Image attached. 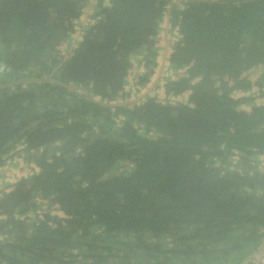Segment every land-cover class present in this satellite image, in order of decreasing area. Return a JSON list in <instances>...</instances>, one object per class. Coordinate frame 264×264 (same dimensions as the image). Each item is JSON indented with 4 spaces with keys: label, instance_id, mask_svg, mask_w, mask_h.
Segmentation results:
<instances>
[{
    "label": "trees",
    "instance_id": "1",
    "mask_svg": "<svg viewBox=\"0 0 264 264\" xmlns=\"http://www.w3.org/2000/svg\"><path fill=\"white\" fill-rule=\"evenodd\" d=\"M44 77L86 92L0 89V168H36L0 195V264L264 250V0H0V85Z\"/></svg>",
    "mask_w": 264,
    "mask_h": 264
},
{
    "label": "rangeland",
    "instance_id": "2",
    "mask_svg": "<svg viewBox=\"0 0 264 264\" xmlns=\"http://www.w3.org/2000/svg\"><path fill=\"white\" fill-rule=\"evenodd\" d=\"M90 20V19H89ZM89 20H87L86 22H89ZM162 37H164L162 35ZM171 38H173V40H176V36L175 35H171L169 36V42L172 41ZM160 47H163L162 42L160 43ZM163 53V49L159 50V54ZM160 54V55H161ZM160 59V57H159ZM134 71L136 70L137 74H138V69L134 68ZM163 76H169L171 74H173V72L170 71L169 67H164L163 71ZM158 74H155V76L153 77L152 82L156 81L157 82V76ZM132 82H134V79H131V84ZM136 83V80H135ZM163 88V82L161 81L159 89ZM136 89V85L133 89H130V96L134 97V90ZM133 95V96H132ZM157 95L159 96V94L157 93ZM17 152V151H16ZM16 155V153H15ZM29 155L26 153H21L16 155V157H13L11 159H8L7 162L0 168V195L2 194V192L4 190H8L11 184L17 182L18 180L22 179V178H27L31 175L34 174V172H36V168L34 163L28 159ZM248 264H251V262H249Z\"/></svg>",
    "mask_w": 264,
    "mask_h": 264
},
{
    "label": "water",
    "instance_id": "3",
    "mask_svg": "<svg viewBox=\"0 0 264 264\" xmlns=\"http://www.w3.org/2000/svg\"><path fill=\"white\" fill-rule=\"evenodd\" d=\"M30 82H54V83L60 84L61 86L67 88L69 91H84V92H86V90H84L82 88H78V87H76L74 85H69V84L62 83V82H60V81H58L56 79H53L52 77L21 79V80L16 81V82L8 83V84H5V85H0V89L7 88V87H10V86H14V85H17V84H24V83H30ZM92 99H94V98L92 97ZM251 259L254 260V257L248 258L247 261L249 262Z\"/></svg>",
    "mask_w": 264,
    "mask_h": 264
},
{
    "label": "flooded vegetation",
    "instance_id": "4",
    "mask_svg": "<svg viewBox=\"0 0 264 264\" xmlns=\"http://www.w3.org/2000/svg\"><path fill=\"white\" fill-rule=\"evenodd\" d=\"M135 66H136V68H137V65H136V64H135ZM137 69L139 70V71H138V74H141L143 69H139V68H137ZM133 72H134V70H132V74H133V75H132V77L130 78V82H129L128 87H127V89H126L128 92L130 91V89H133V88L135 87V83H134V82H132V84H131V79L133 78L134 81H135L136 76H137L138 74H137L136 71H135L134 73H133ZM136 89H137V86H136ZM136 89L134 90V93H135ZM129 93H130V92H129ZM137 94H138V93H137ZM132 96H133V95H132ZM134 97H135V94H134ZM130 98L132 99V101H134V100L136 99V98H133V97H131V96H130ZM111 105L118 107V106H117V101L111 103ZM8 187H9V186H8ZM4 191H7V190H4ZM4 191H3V192H4ZM3 192H2V193H3Z\"/></svg>",
    "mask_w": 264,
    "mask_h": 264
},
{
    "label": "built area",
    "instance_id": "5",
    "mask_svg": "<svg viewBox=\"0 0 264 264\" xmlns=\"http://www.w3.org/2000/svg\"><path fill=\"white\" fill-rule=\"evenodd\" d=\"M253 264H264V254L263 255H259Z\"/></svg>",
    "mask_w": 264,
    "mask_h": 264
},
{
    "label": "clouds",
    "instance_id": "6",
    "mask_svg": "<svg viewBox=\"0 0 264 264\" xmlns=\"http://www.w3.org/2000/svg\"><path fill=\"white\" fill-rule=\"evenodd\" d=\"M264 254V250H262L261 252L260 251H258V252H256L255 254H253L251 257H254V260H250L249 262H251V264H253L254 263V261H255V259L259 256V255H263ZM248 262V263H249Z\"/></svg>",
    "mask_w": 264,
    "mask_h": 264
}]
</instances>
